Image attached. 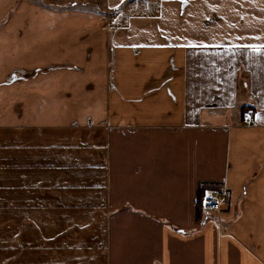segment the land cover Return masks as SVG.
<instances>
[{"label":"crops","instance_id":"0c3cea01","mask_svg":"<svg viewBox=\"0 0 264 264\" xmlns=\"http://www.w3.org/2000/svg\"><path fill=\"white\" fill-rule=\"evenodd\" d=\"M40 1L0 0L7 250L264 264V0Z\"/></svg>","mask_w":264,"mask_h":264},{"label":"rangeland","instance_id":"374dc122","mask_svg":"<svg viewBox=\"0 0 264 264\" xmlns=\"http://www.w3.org/2000/svg\"><path fill=\"white\" fill-rule=\"evenodd\" d=\"M57 1H66L65 5H70V6L78 3L77 0H57ZM96 1L101 2V0H96ZM36 4H40V5L48 7V8L51 6V3L48 0L36 2ZM98 8H99V6L95 5L94 9H90V11L96 12V10H98ZM79 9H82V8H79ZM82 136L83 135H76V137L74 139L79 140V138H82ZM50 151H54L57 153L58 152L57 145H54L51 147L49 146V148L47 147V152L49 153ZM53 154L54 153L51 152V155H53ZM0 194H5V192H3V193L0 192ZM5 204H6L5 201H2L0 204V207L3 208V210L0 209V223H2L3 221L6 223V220H7V217H5V210H6ZM88 214H90V212H88ZM97 217H99L102 221V218H103L102 209L93 211V214L92 215L90 214L89 217L86 219L87 220L86 224H91V222L94 220V218H97ZM22 229H25V226H22ZM103 232H104V230H103ZM5 240H7V229L5 227L0 226V264H7L8 257H11L13 254L17 255L16 257H18L17 258L18 261L16 262V264H21L22 263V257H23V255L21 256V251L20 250L12 251L11 249L7 250ZM40 245L42 246L44 244L41 243Z\"/></svg>","mask_w":264,"mask_h":264},{"label":"built area","instance_id":"2783aa9c","mask_svg":"<svg viewBox=\"0 0 264 264\" xmlns=\"http://www.w3.org/2000/svg\"><path fill=\"white\" fill-rule=\"evenodd\" d=\"M245 115L248 119L251 118V113L249 111H246ZM219 194L220 193L212 194L204 198V207L207 211L220 212L222 210V202L219 199Z\"/></svg>","mask_w":264,"mask_h":264},{"label":"trees","instance_id":"16d2710c","mask_svg":"<svg viewBox=\"0 0 264 264\" xmlns=\"http://www.w3.org/2000/svg\"><path fill=\"white\" fill-rule=\"evenodd\" d=\"M250 100H251V98H250ZM245 111H246V109H244V113H245ZM204 193H205L204 189H201L200 192H199V195H198V199H199V201H198V214H199V211L202 210V208H203V201H204V198H205Z\"/></svg>","mask_w":264,"mask_h":264}]
</instances>
